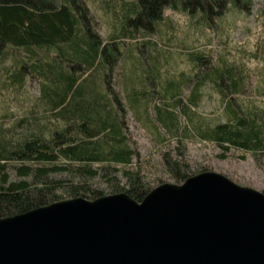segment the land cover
<instances>
[{
	"label": "trees",
	"instance_id": "obj_1",
	"mask_svg": "<svg viewBox=\"0 0 264 264\" xmlns=\"http://www.w3.org/2000/svg\"><path fill=\"white\" fill-rule=\"evenodd\" d=\"M177 1H122L127 14L117 23L119 34L104 38L85 0H0V92H17L35 81L41 109V115L9 125L0 120V218L75 197L94 200L127 192L142 201L168 182L147 172L131 137L129 114L163 145L162 171L173 183L212 171L189 159L187 142L193 136L217 144L223 159L232 148L257 160L264 157V108L240 98L249 91L264 93V83L254 88L243 64L191 52L193 73L168 81L165 94L150 77L149 87L142 80L134 90L129 107L116 89L119 45L138 39V23L148 31L172 25L165 11L177 9ZM197 1L204 16L194 25L202 29L219 24L224 8L243 11L252 3ZM151 56L161 63L159 52ZM179 82L191 85V91L175 93ZM208 84L219 93L223 122L212 124L198 110ZM155 97L161 104L152 107Z\"/></svg>",
	"mask_w": 264,
	"mask_h": 264
},
{
	"label": "water",
	"instance_id": "obj_2",
	"mask_svg": "<svg viewBox=\"0 0 264 264\" xmlns=\"http://www.w3.org/2000/svg\"><path fill=\"white\" fill-rule=\"evenodd\" d=\"M0 264H264V193L204 171L57 201L0 218Z\"/></svg>",
	"mask_w": 264,
	"mask_h": 264
},
{
	"label": "rangeland",
	"instance_id": "obj_3",
	"mask_svg": "<svg viewBox=\"0 0 264 264\" xmlns=\"http://www.w3.org/2000/svg\"><path fill=\"white\" fill-rule=\"evenodd\" d=\"M85 1L104 38L111 37V33L119 34L117 23L127 14L121 5L125 0H112L114 6L108 0ZM166 11L172 25L162 31L158 28L148 31L143 23H138V39H124L123 44L119 45L121 56L115 85L124 96L127 106L131 107L132 94L140 87L142 80L149 87V78L153 77L152 80L159 84V91L165 94L168 81L192 74L194 65L188 59L191 52L209 53L215 59L223 57L228 62L243 64L251 73L254 88L264 83V0H252L248 10L235 8L229 12L224 8L218 19L219 24L213 23L212 27L205 26L203 29L194 25L198 17L204 16L197 0H178L177 9L167 8ZM143 22L147 20L143 18ZM130 28L135 30L133 26ZM151 51L159 52L160 64L152 59ZM156 74L159 75L157 78L154 77ZM179 83L173 90L175 93L191 91V85ZM39 95V85L35 81L28 82L23 90L17 92L4 89L0 92V120L9 125L18 118L41 115V109L36 105ZM240 98L248 106L256 104L264 108V93L249 91ZM156 104H161V100L155 97L151 106ZM223 107L219 93L208 84L203 89L199 112L215 124L226 120ZM128 120L131 137L135 140L142 160L148 165L149 175H159L171 182L162 171L160 162L163 145L158 144L153 135L143 125H139L131 114ZM170 141L173 146L177 142L174 138ZM187 143L188 157L192 163L227 175L244 186L264 189V157L257 160L250 152L232 148L228 157L223 159L220 157L222 149L217 144L202 141L195 136L188 139Z\"/></svg>",
	"mask_w": 264,
	"mask_h": 264
},
{
	"label": "clouds",
	"instance_id": "obj_4",
	"mask_svg": "<svg viewBox=\"0 0 264 264\" xmlns=\"http://www.w3.org/2000/svg\"><path fill=\"white\" fill-rule=\"evenodd\" d=\"M169 11H170V10H169ZM167 14H168V11L165 12V15H167Z\"/></svg>",
	"mask_w": 264,
	"mask_h": 264
}]
</instances>
